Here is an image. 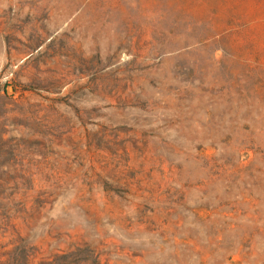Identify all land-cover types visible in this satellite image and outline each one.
Returning <instances> with one entry per match:
<instances>
[{
    "label": "rangeland",
    "instance_id": "1",
    "mask_svg": "<svg viewBox=\"0 0 264 264\" xmlns=\"http://www.w3.org/2000/svg\"><path fill=\"white\" fill-rule=\"evenodd\" d=\"M20 251L264 264V0H0V264Z\"/></svg>",
    "mask_w": 264,
    "mask_h": 264
},
{
    "label": "trees",
    "instance_id": "2",
    "mask_svg": "<svg viewBox=\"0 0 264 264\" xmlns=\"http://www.w3.org/2000/svg\"><path fill=\"white\" fill-rule=\"evenodd\" d=\"M15 252L10 253L11 255H13ZM60 258H64V256H56L54 257L51 261H40L39 264H57V260ZM14 262V264H31L32 263V259L24 254V251H20V253L17 254V256H15V258H12Z\"/></svg>",
    "mask_w": 264,
    "mask_h": 264
}]
</instances>
